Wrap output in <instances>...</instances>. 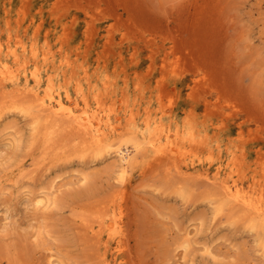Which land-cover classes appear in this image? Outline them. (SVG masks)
Returning <instances> with one entry per match:
<instances>
[{
	"label": "rangeland",
	"instance_id": "rangeland-1",
	"mask_svg": "<svg viewBox=\"0 0 264 264\" xmlns=\"http://www.w3.org/2000/svg\"><path fill=\"white\" fill-rule=\"evenodd\" d=\"M0 59L98 103L115 144L160 129L176 148L139 149L122 179L0 91V264H264V228L211 183L264 202V0H0Z\"/></svg>",
	"mask_w": 264,
	"mask_h": 264
},
{
	"label": "bare ground",
	"instance_id": "bare-ground-1",
	"mask_svg": "<svg viewBox=\"0 0 264 264\" xmlns=\"http://www.w3.org/2000/svg\"><path fill=\"white\" fill-rule=\"evenodd\" d=\"M12 54L15 58L17 57L15 51H12ZM26 71L25 68L23 74H20L8 65L3 64L0 59V91L10 96H29L31 102L38 107L40 117L46 122V126L54 131L58 129L66 130L73 135L74 140L78 138L81 144L86 147L88 145V148H85L86 150L92 149L98 156L114 155L118 159L116 168L119 169L122 179L129 175L130 168L137 159L135 154L139 149L146 147L154 156L176 152L170 136L167 133L162 135V130L160 129L159 132H146L141 139L138 137H136L137 139L135 137L131 140L128 139L131 145H126L124 142L125 146L119 142L115 144L111 139L112 136L108 134L115 130L114 121H111L109 117H105L101 113L98 103L97 106L93 107L88 103L87 98L83 97V105L79 107L70 100L69 95L64 101L58 93H55L54 85L50 82H47L45 85L47 87L41 91L39 75L33 72L29 76ZM135 127V129H138L136 124ZM203 175L206 181H211L206 173ZM211 183L219 187L222 204H228L246 214L252 227L264 228V202L262 199L255 196L252 192L249 193L239 188L237 183L229 180L219 181L217 176H213ZM37 203L47 209L51 204L49 195L38 200ZM114 210L110 218L104 223L108 231V238L104 246L107 248L108 239H114L116 240L115 248L120 250L122 248L121 221L114 214ZM103 260H105L103 262L107 261L106 258ZM49 261V264H58L54 261Z\"/></svg>",
	"mask_w": 264,
	"mask_h": 264
}]
</instances>
